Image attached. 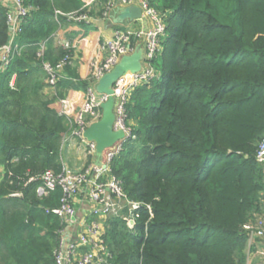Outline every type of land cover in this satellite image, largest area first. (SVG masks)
I'll list each match as a JSON object with an SVG mask.
<instances>
[{"label": "trees", "instance_id": "trees-1", "mask_svg": "<svg viewBox=\"0 0 264 264\" xmlns=\"http://www.w3.org/2000/svg\"><path fill=\"white\" fill-rule=\"evenodd\" d=\"M108 1L25 0L33 9L15 40L22 50L0 72V264H54L60 219L44 207L59 204L62 193L41 198L40 182L28 179L62 170L71 127L60 99L92 82L79 76L77 61L49 95L38 50L45 43V60L56 63L66 51L55 33L73 43L74 25L86 23L64 14L102 15ZM151 4L166 23L160 71L132 92V136L110 167L128 198L150 204L152 214L141 208L132 226L108 220L112 264H246L244 226L264 218V166L256 160L264 137V0ZM8 40L0 5V45Z\"/></svg>", "mask_w": 264, "mask_h": 264}, {"label": "built area", "instance_id": "built-area-1", "mask_svg": "<svg viewBox=\"0 0 264 264\" xmlns=\"http://www.w3.org/2000/svg\"><path fill=\"white\" fill-rule=\"evenodd\" d=\"M136 1L142 8L143 16L154 22V27L146 32L118 28L113 36L103 39L100 46L101 58L96 64L95 73L91 76L92 83L86 90V98L81 108L70 122L71 136L79 138L85 144L87 156L92 157L91 162L77 171L64 163L60 172L48 169L28 179V182H40L36 192L41 198L49 196L57 188H60L62 193L59 204L44 207L45 212L55 214L60 219V226L57 229L58 243L53 252L54 264H112L113 253L106 242L108 220L112 217L123 218L132 226L134 216H139L138 211L141 208L145 207L152 214V206L130 200L124 191L122 180L111 173L110 163L122 150L123 142L105 151V161L96 162V142L87 139L84 135L88 126L102 118V105L110 96L108 93L96 90L97 82L105 73L111 71L124 55H130L135 51L138 37L145 40L142 69L135 73H126L113 87L115 130L123 129L126 135L132 136L131 129L127 125V103L135 88L149 82L159 74L153 62L163 49L162 39L166 35V23L164 14L151 4V0H109L102 17L106 18L112 10L128 7ZM0 5L6 9L9 30L8 42L0 45V72H2L14 55L22 50L15 40L21 33L33 6L26 4L25 0H0ZM55 13L56 16L64 14L60 10H56ZM64 15L68 20L75 22H89L92 18L88 10L74 11ZM55 35L58 37L59 33L56 32ZM60 44L63 45L66 53L56 63L45 60V43H41L38 50V57L43 60L42 64L48 75L47 85L54 91L57 81L65 77V68L73 65L76 51V45L69 40H61ZM10 84L14 86V79ZM256 160L264 166V137L258 143ZM21 194V191H17L11 195L20 196ZM84 204H89L90 210L79 218L78 212L83 211ZM244 228L249 235L248 250L257 239L264 241L263 217L255 222L246 223ZM257 253L262 255L264 251L258 249ZM246 264H256L252 263L250 251L247 254Z\"/></svg>", "mask_w": 264, "mask_h": 264}, {"label": "crops", "instance_id": "crops-1", "mask_svg": "<svg viewBox=\"0 0 264 264\" xmlns=\"http://www.w3.org/2000/svg\"><path fill=\"white\" fill-rule=\"evenodd\" d=\"M94 0H82L84 6L91 5ZM133 5H139L136 1ZM124 8L118 7L111 11L109 16L103 18L102 15H92V18L89 22H86L85 25H74V30L78 34L74 38L73 44L76 45L75 57L73 65L78 61V74L81 78H89L92 73L90 72V65L96 68V64L101 58V43L103 39L113 36L114 31L118 28L125 26L134 30V32H146L154 27V22L143 16L142 18L130 22L129 20L122 21L120 15ZM126 28V29H127ZM123 29V28H122ZM57 43L61 40H68V38L63 37V30H60L59 36L57 37ZM70 41V40H69ZM71 42V41H70ZM140 47L145 51V40L144 38L137 39L136 48ZM144 56V54H143ZM66 76V75H65ZM77 83V76L71 77ZM45 92L49 95H53L55 92L53 89L48 86L45 88ZM86 98V91L78 88H72L68 90L65 98L60 99L62 104L61 114H64L69 123L74 118L75 114L81 108L84 100ZM66 140L63 139L62 143V164L67 163L71 165L74 170H81L87 164V155L85 153V146L80 141L79 138L71 136V131L66 135ZM64 137V138H65ZM105 154L102 155L100 161H105ZM95 161L98 162L97 157L95 156ZM5 172L4 162L0 159V181ZM258 249L264 251V241L257 239L255 243L251 246L250 251L252 257V263L260 264L264 262V254L260 255L257 253Z\"/></svg>", "mask_w": 264, "mask_h": 264}, {"label": "water", "instance_id": "water-1", "mask_svg": "<svg viewBox=\"0 0 264 264\" xmlns=\"http://www.w3.org/2000/svg\"><path fill=\"white\" fill-rule=\"evenodd\" d=\"M143 17L142 8L138 5H130L122 10L120 19L130 22ZM143 49L137 47L130 55H124L120 62L109 72L105 73L96 84V90L101 93H108L109 99L103 103V115L99 121L87 127L84 135L89 140H94L97 145L96 157L98 162L102 155L109 148L130 137L123 129L115 130V96L114 84L128 72H138L142 69Z\"/></svg>", "mask_w": 264, "mask_h": 264}, {"label": "rangeland", "instance_id": "rangeland-1", "mask_svg": "<svg viewBox=\"0 0 264 264\" xmlns=\"http://www.w3.org/2000/svg\"><path fill=\"white\" fill-rule=\"evenodd\" d=\"M122 28H123V29H126L127 27L122 26ZM153 63H154L155 69L158 70V71H160V67H159L160 60L156 58V59L154 60ZM127 122L129 123L130 120L128 119ZM0 159H1V158H0ZM67 165H68V167H70L71 169L73 168L71 165H69V164H67ZM72 170H74V169H72ZM79 170H80V169H79ZM74 171H77V170H74ZM89 210H90V205H89V204H84V206H83V211L78 212V217L81 218V217L84 215V213H86V212L89 211Z\"/></svg>", "mask_w": 264, "mask_h": 264}]
</instances>
